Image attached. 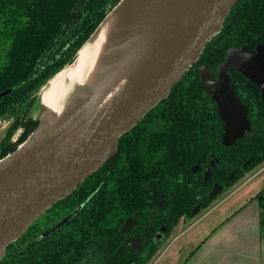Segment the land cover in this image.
Here are the masks:
<instances>
[{
    "label": "trees",
    "instance_id": "obj_1",
    "mask_svg": "<svg viewBox=\"0 0 264 264\" xmlns=\"http://www.w3.org/2000/svg\"><path fill=\"white\" fill-rule=\"evenodd\" d=\"M120 1L0 0V93L10 90L0 97V116L17 114L14 129H23L16 143L0 148V159L40 125V119L28 116L33 93L74 62ZM245 44H264V0H237L222 29L207 40L170 94L119 138L115 154L99 170L54 203L46 219L38 218L11 242L0 264H148L166 237L154 254L128 251L119 234L126 217L142 209L148 223L154 219V234L162 226L171 231L182 218L191 217L196 205H210L213 184L225 188L264 162L259 88L233 72L237 94L250 109L252 132L227 147L222 143L224 122L201 78L203 68L216 76L227 51ZM19 103L26 106L17 110ZM212 157L219 165L210 167L205 180ZM257 199L264 238V187ZM70 215L62 227L49 232Z\"/></svg>",
    "mask_w": 264,
    "mask_h": 264
},
{
    "label": "water",
    "instance_id": "obj_2",
    "mask_svg": "<svg viewBox=\"0 0 264 264\" xmlns=\"http://www.w3.org/2000/svg\"><path fill=\"white\" fill-rule=\"evenodd\" d=\"M236 2L168 0L130 56L99 89L74 102L62 117L54 114L51 119H40L29 138L0 159V259L6 247L50 206L115 154L119 138L183 79L207 40L222 29L224 17ZM232 72L241 73L256 85L264 101V44L231 47L216 76L207 68L201 70L205 91L216 102L224 122L222 143L227 147L252 132L250 109L237 94ZM9 91L0 93V97ZM213 160L216 158H211L210 165ZM222 189L223 185L215 184L209 196ZM201 209V205L194 207L191 217ZM72 216L49 232L62 227ZM123 230L125 227L120 232ZM156 239L161 240L162 234Z\"/></svg>",
    "mask_w": 264,
    "mask_h": 264
},
{
    "label": "bare ground",
    "instance_id": "obj_3",
    "mask_svg": "<svg viewBox=\"0 0 264 264\" xmlns=\"http://www.w3.org/2000/svg\"><path fill=\"white\" fill-rule=\"evenodd\" d=\"M168 0H123L79 50L74 62L54 75L41 104L62 117L87 93L99 89L130 56ZM47 118V117H46Z\"/></svg>",
    "mask_w": 264,
    "mask_h": 264
},
{
    "label": "crops",
    "instance_id": "obj_4",
    "mask_svg": "<svg viewBox=\"0 0 264 264\" xmlns=\"http://www.w3.org/2000/svg\"><path fill=\"white\" fill-rule=\"evenodd\" d=\"M226 201L216 204L214 211ZM211 211L197 224L191 225L185 234L178 233L174 236L171 246L195 230L188 242L194 243V247L182 264H264L259 201L249 204L233 202L215 215L214 223L206 219L212 214ZM160 256L154 264L158 263ZM176 256L177 253L169 259V264H175Z\"/></svg>",
    "mask_w": 264,
    "mask_h": 264
},
{
    "label": "rangeland",
    "instance_id": "obj_5",
    "mask_svg": "<svg viewBox=\"0 0 264 264\" xmlns=\"http://www.w3.org/2000/svg\"><path fill=\"white\" fill-rule=\"evenodd\" d=\"M48 82L45 83L44 86H42L37 92H34L32 99H30V102H32L28 116L32 117L33 119H42L44 117L51 119L54 116V114L48 109H46L40 102V100L45 98L47 94V89L43 90V88L47 86ZM30 102L28 101V104ZM24 106H26V103H19L17 104L16 108L18 110L21 107L24 108ZM20 112L21 111L19 110L18 113L20 114ZM17 117V114L15 115L14 113H6L0 116V148L8 142L16 143L19 136L23 132V129L21 127L18 129H14V122L16 121ZM21 117H23V115ZM263 187L264 162L248 170L240 177H238L233 183L226 185L225 188L223 187L220 193L212 197L213 199L210 205L204 209L202 208L197 216L193 218H186L184 220L185 222L181 220L178 226H176L171 232V234L165 239H163L160 245V249L156 252L154 257L150 260L148 264H154V262L160 255V258L157 261L158 263L155 264H169V259L174 257L176 253L177 258L175 259L174 263L182 264L187 258V256H189L190 250H192L191 248L194 247V243L188 242L190 241L189 239L192 237V233L194 235L195 230H193L190 234L186 235L179 242L171 246L174 236H176L178 233H184L191 225L197 224L199 221L204 219L205 216L209 215L208 212L210 210H212V214L206 219H210L209 222L214 223V220L216 218L215 215L220 214L221 211H223L226 207L228 208L233 202L238 201V203L243 204L258 202L257 194L263 189ZM222 200H224V202L226 200L227 201L224 205H221L222 203L219 204L217 206L218 209L214 211L216 209L215 205L221 202ZM42 217H39V219H41Z\"/></svg>",
    "mask_w": 264,
    "mask_h": 264
},
{
    "label": "flooded vegetation",
    "instance_id": "obj_6",
    "mask_svg": "<svg viewBox=\"0 0 264 264\" xmlns=\"http://www.w3.org/2000/svg\"><path fill=\"white\" fill-rule=\"evenodd\" d=\"M236 73H239V72H236ZM232 74H233V72L231 73V75ZM260 92H262V91L260 90ZM216 165H219V162L217 161V159L215 161L214 160L212 161V164L210 165V167H217ZM206 168L207 167H205V171H204L205 172V175H206ZM210 175H211V172L209 173V176H208L209 178H210ZM215 184H220V183H215ZM215 184L212 185L210 191L213 189V187H214ZM220 185H222V184H220ZM79 186H77V187H79ZM77 187L75 189H77ZM66 196H64L63 198H61L59 201L63 200ZM198 205H201V204H198ZM50 208H51V206H50ZM50 208H48L40 216V217L43 216L41 219H43V218L46 219L48 217V215L50 214ZM201 208H202V205H201ZM58 209H59V207L57 208V210ZM139 212H140V214H138ZM154 212H155V210L153 208L152 211H151V213L149 214V216L150 215H154ZM185 219L186 218H182L181 220H185ZM153 222H154V219L150 223H148L147 220L144 219V211L142 209H139L136 212H134L133 214H131L130 216L126 217V219L124 220V222L122 223V225H121V227L119 229V234L122 236L123 243L127 247V250L128 251H132L133 253L139 254V255L154 254V252L157 249V245H158V241H159V240L156 239V236L159 233H161L162 234V239L164 237H168L171 234V232L174 230V228H175L174 227L170 231L166 226H162L160 228V230H158L154 234V226H152V224H151ZM124 227H125V230H123L122 232H120V230L122 228H124Z\"/></svg>",
    "mask_w": 264,
    "mask_h": 264
}]
</instances>
